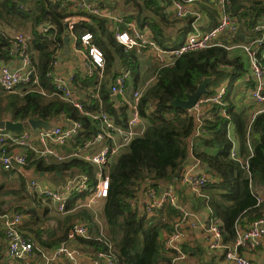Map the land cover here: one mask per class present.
Here are the masks:
<instances>
[{
	"label": "trees",
	"instance_id": "obj_1",
	"mask_svg": "<svg viewBox=\"0 0 264 264\" xmlns=\"http://www.w3.org/2000/svg\"><path fill=\"white\" fill-rule=\"evenodd\" d=\"M122 2L125 5V12L121 10L124 20L135 21L143 29L149 28V37L164 49L180 47L192 29L193 17L176 19L169 15L167 8L170 0ZM227 12L237 18L239 31L233 42H226L222 38L223 42L229 46L243 44L250 41L248 37L254 36L255 25L264 19V0H231ZM75 14L86 16L87 20L78 21L70 29L67 19ZM110 25L109 19L76 11L69 4L62 5L61 0H0V61L8 62L13 57L12 52L21 55L12 32L30 28L32 38L26 54L29 53L31 65L36 70L30 82L18 86L29 85L23 88L21 95L9 93L1 87L7 94L6 99L0 96V118L14 122L43 119L52 124L66 118L81 121L84 128L72 140L76 145L95 135L97 129L88 116L59 96L53 77L58 52L65 46V36L74 38L76 48L84 49L81 36L91 32L93 43L105 55V77L98 80L100 68L92 70L91 74L85 72L86 80L91 79L102 101L99 102L90 94L87 100L82 101L84 111L101 109L108 112L118 124L127 125V106L121 104L116 107L108 88L123 72L130 70L133 75L138 73L139 61L134 51H126L118 42ZM217 25L215 22L213 28ZM44 26L48 27L47 31H43ZM249 65V57L243 48L236 46L228 49L226 46L214 45L173 56L170 63L158 66L154 73L156 82L145 89L140 101L141 114L148 120L145 131L118 155L112 156L106 165L110 190L99 208V215L105 221L104 232L94 215L87 212L84 215L87 220L84 221L88 222L91 238L77 236L75 245L79 250L94 254L106 252L115 264H171L177 253L171 252V255L164 248L162 230L170 229L164 218H173L176 211L166 207V211H160L159 217L150 218L132 201L137 200L144 183L159 189L166 183L178 180L176 175L188 158L189 142L194 136L196 124L194 112L175 106L172 102L177 98L186 99L206 79L210 81L207 92L202 96L215 94L223 83L227 84V90L223 98L224 105L212 104L211 115L203 119V129L192 140V153L202 165L210 167L209 172L220 179L212 184L218 191V197L213 198L210 204L224 242L227 244L235 239V223L238 219L249 216L256 220L264 214L260 206L256 207V192L253 191L255 184L264 186V112L259 113L249 124L246 113L237 109L234 102L238 82L246 78L248 85L253 84V79L248 77L251 73ZM230 124L234 125L239 143L238 155L248 160L251 176L239 161L231 157L233 140L229 136ZM248 141L253 147L251 156ZM1 145L8 152L20 147ZM25 148L22 152L30 157L26 167L55 174L74 170L85 172L95 183L94 164L77 158L69 162L45 164L43 158L33 159L31 150ZM10 170L17 172L14 168ZM25 185L23 182V188ZM7 194L8 191H5L2 197L5 198ZM88 195L89 192H84L76 195L75 199H83ZM15 207L14 210L6 208L2 198L0 219L3 214L11 212L35 216V210ZM68 233L69 230L54 244L59 246L66 241ZM4 237L7 239L0 222L1 241ZM39 243L48 246L44 241ZM39 256L42 260L41 253Z\"/></svg>",
	"mask_w": 264,
	"mask_h": 264
},
{
	"label": "built area",
	"instance_id": "obj_2",
	"mask_svg": "<svg viewBox=\"0 0 264 264\" xmlns=\"http://www.w3.org/2000/svg\"><path fill=\"white\" fill-rule=\"evenodd\" d=\"M203 0H170L168 12L174 18L193 17L192 31L188 32L183 44L175 49L167 50L158 45L140 28L135 21H125L122 15L111 12L109 8L98 5L92 0H61L62 5L69 4L76 11H83L89 15H94L115 21L116 39L122 44L126 51H135L141 53L143 49H151L160 64L170 63L173 56H179L183 53L211 47L214 45L226 46L228 49L239 46L247 53L251 68V76L253 79V87L249 90V96L260 104L258 111L252 114L251 122L255 117L264 112V20L258 22L255 27V35L249 42L229 46L222 39L223 35H235L239 31V22L235 16L227 12V7L231 0L220 1V18L216 27L208 31H201L197 28V22L201 18V12L196 10L195 4ZM87 20L86 16L78 14L68 18L70 29L80 20ZM126 24L125 28L121 26ZM43 31H47L48 27L44 26ZM93 33L86 32L81 36L83 48L87 50L86 54L89 61L95 66L103 68L105 64L104 52L93 43ZM17 48L21 50L22 66L17 70H12L7 66L0 65V87L8 92L16 90L18 85L23 82H29L32 73L27 72V67L31 66L29 56L26 54L28 47V38L24 34L16 35ZM57 64V62H56ZM92 73V69L88 71ZM52 74V73H51ZM130 70L120 74L111 87L113 93L122 98L125 106H127L128 117L127 125L118 124L115 119L106 111L98 110L95 112H85L82 100H79L75 90L71 86L72 76L61 74H53L54 84L59 96L66 102L72 103L77 109L88 116L92 125L97 129L95 135L84 142L82 146L72 150L69 153L60 154L50 147L49 143L64 145L71 138L79 135L84 126L81 121L71 120L68 126L52 125L50 128H39L37 132L25 130L21 133H13L0 129V144L10 146H26L29 145L31 152L37 158H43L46 161H54L56 163L68 162L72 159H82L88 163L98 166V172L95 175V188L90 186V177L83 172L76 171L66 178L64 184L59 188L53 189L38 180H32L29 183L30 190L37 192L39 195L46 196L57 204V209L61 213L69 211L68 201L75 194H82L93 190V194L89 196L85 206L92 207L101 199L107 198L110 190V176L106 168L108 160L118 155L124 150L136 137L141 135L147 125L148 120L141 114L140 101L145 87L138 88L128 96L126 91V81L131 77ZM102 75V74H101ZM227 84H221L217 92L213 95L202 96L194 108L190 111L195 113L196 127L194 136L198 135L203 129L202 106L207 104L224 105V95L226 94ZM97 97L98 94H94ZM225 113V112H224ZM37 141L39 145L33 144ZM231 149V157L239 161L248 175L251 176L248 160L242 159L238 155L236 143L234 141ZM100 145L98 151L92 152L89 148ZM250 148V156L253 155V148L248 141ZM2 154L12 153L11 157L1 156L2 163L5 168L13 167V161L24 166L29 155L27 153L8 152L3 149ZM191 166L186 167L182 174L183 183L191 190L200 192L201 189L212 183L209 176L202 169L197 171L200 161L197 159ZM132 203H136L133 200ZM264 204V194L256 193V205ZM82 205L76 204V209ZM144 212L147 217L153 216L156 212L166 207H171L176 211L177 217L173 223V230L163 235L164 248L167 252H176L172 258L171 264H182V260L186 257L182 248V240L185 238V231L181 225L183 223L195 224L200 222L202 229L206 235L208 246L211 250H225V257L233 264H254L252 259L246 254L247 251H255L264 241V214L252 221L247 227L241 228L235 223L236 239L232 244H225L222 231L213 217L208 220L201 221L197 215L186 210L183 204L178 200L176 190L173 185L165 184L159 191L154 187L147 190L144 202ZM6 231L8 241V251L12 258L21 260L22 262H30L34 257L41 253L39 262L35 264H52L62 258H67L76 262L78 256L82 254L76 245V237L82 236L91 238L86 223H76L68 233V239L57 246L51 253H47L41 246H35L34 243L23 236L19 224L22 215L19 212L6 213L1 216ZM95 219L100 225L101 231L104 232L105 226L101 221L99 213L95 212ZM111 245L109 241H106ZM102 260L107 264H115L112 258L106 252H98L93 258V264H102Z\"/></svg>",
	"mask_w": 264,
	"mask_h": 264
},
{
	"label": "crops",
	"instance_id": "obj_3",
	"mask_svg": "<svg viewBox=\"0 0 264 264\" xmlns=\"http://www.w3.org/2000/svg\"><path fill=\"white\" fill-rule=\"evenodd\" d=\"M195 7H196V10H199L201 12V18L199 19V21L197 22V25H196L199 30L204 31V32L211 30L213 28V24L215 22L219 23V18H220V13H221L219 0H203L202 2L196 3ZM108 8L111 10L112 13L124 16L122 11H119L116 7H114V8L108 7ZM169 15L171 16V14H169ZM110 23H111V25H110L111 30H113L116 33L115 21L110 20ZM123 26H125V24H123L121 26L122 28H125ZM140 28H142V27H140ZM25 29L29 30V32H26L27 30H24V31L21 30L18 32L14 31V32H12V34H13L12 36L16 40L17 34H20V33L24 34V36L28 38V47H27V50H28L30 47L32 32H31L30 28H25ZM143 30L147 34V36H151V30L149 28L146 27ZM192 30L193 29H191L190 31H192ZM254 35H255V32H254ZM235 36H236V34L233 36L223 35L222 38H224L226 42H233V39L235 38ZM251 38L252 37H248L249 40ZM16 45H17V43H16ZM135 53H136V55L138 57V61H139V65L137 68L138 73H134V75L131 74V77L126 81V87H127L126 93L128 96H130L133 93V91L138 89V88L143 89L146 86L147 82L149 83L148 84L149 86L152 85L153 83H155L156 82V75L154 73H155V70L158 68V66L161 65L160 62L158 61V59L155 57L154 53H152V50L149 48L143 49V51L141 53H137V52H135ZM12 55H13V57L8 62L0 61V65L7 66L12 70H17L23 64L22 63V56L19 54L17 55L14 52H12ZM28 55H29V53H28ZM57 61L58 62L56 64V69H55V72L53 74L72 76L73 79L71 82V86H72L73 90H75L79 100L84 101V100L88 99L90 94H92V95L98 94V96L94 97V98L96 100H98L99 102L102 101L101 97L99 95V91L95 90L96 87H94L92 85L91 79L86 80V78H85V72H88L91 69L94 70V69L100 68V67L95 66V64H93L89 61V57H87L85 49L76 48L74 38L70 39V37H69L68 47H66V44H65L64 48L58 52ZM30 62H31V60H30ZM249 67H251V66L249 65ZM103 68H100L101 70L98 73L99 74L98 80H100V81L105 77V73H103ZM27 72L32 73L31 78L33 77V74L36 75L35 67L32 65L27 67ZM248 77L252 78L251 73H250V76H248ZM245 79H243V81H240L237 83L238 84L237 86L239 88H238L236 96L234 97V102L236 103L237 109L243 110L246 113L249 124H250L252 114L255 113L256 111H258L260 104L258 102H256L255 100H253L249 96V90L253 87V84L248 85L246 83ZM30 81H31V79H30ZM23 83H28V82H23ZM20 84H22V83H20ZM113 84H114V82H113ZM113 84L112 83L110 84V86L108 88V92H109V90H111V87ZM25 86L28 87L29 85H21L20 87H17L14 92H9V93H17V94L21 95V94H23V88ZM98 87H99V85H98ZM148 87H145V89ZM145 89H144V91H145ZM111 92H112V90H111ZM5 94H7V93L3 92L2 88L0 87V96L3 95V97L6 99ZM109 94H110V98H111V93L109 92ZM118 97H119L120 105L121 104L124 105L122 98H120V96H118ZM3 103H5V102H3ZM119 106H116V107H119ZM211 108H212V104H209V105L205 104L202 106V110H201L202 119L211 115L210 114ZM127 117H128V110H127ZM0 119H2V118H0ZM6 119H8V118H6ZM71 120L72 119L66 118V119L62 120L60 123H53L52 125L68 126L71 123ZM40 128H44V127H40ZM38 129L39 128L34 129L31 127H26L20 132H13L10 130H6V131H10L13 133H21L25 130H31L32 132H37ZM234 130H235L234 125L230 124L229 125V136L236 143V148L238 151L239 143L236 140ZM73 138L68 140L64 145H58L55 143H49V145L51 148L56 150L58 153L65 154V153L71 152L72 150L78 148L79 146H82L84 144V142L88 140V139L84 140L83 142L76 145L72 142ZM193 138H194V136L191 138V140L189 142L190 148H189L188 157L193 156L194 159L196 160V157L192 153V150H193L192 149V140H193ZM33 141H35V140H33ZM33 144L39 145V143L37 141L33 142ZM20 147H23V148H20ZM20 147H17L16 149H14L10 152L21 153V154L26 153V152H22V151H24L22 149L26 150L25 147H27L29 150H31L29 145L20 146ZM100 147H101L100 145H95L93 148H89V150H91L92 152L98 151ZM1 149H4V148H2V145L0 144V153L3 151ZM249 153H250V148H249ZM240 157L242 159H244L242 156H240ZM33 159H40V158H37L33 154ZM29 160H30V157H29L27 163L24 165L25 167L28 164ZM44 161H45V164L56 163L54 161H51V162L46 161V160H44ZM194 163L188 164L186 167L191 166ZM95 166H96V171H95V175H96V173L98 172V166L97 165H95ZM186 167L183 169L182 173L177 178L178 180L176 182L169 183V184L174 186L176 193H177V196H178V200L181 204L184 205L186 210L197 215L201 221L208 220V219H210V217H213L212 216L213 210L211 208L210 202L213 198L218 197V195H217L218 191L216 188L212 187V184L217 183L218 180H220V179L216 175H214L213 173L209 172L210 167H205L204 165L200 164V166L197 168V171H200L203 169L205 171V173L211 179L212 183L203 187L200 192H195V191L191 190L186 184L183 183L182 174H183L184 170L186 169ZM4 168L5 167H4L2 160L0 158V200H2V198H3L5 207L8 209L12 208L14 210L16 208L15 206H23L24 208H26L29 211L35 210V216H33L31 213H23L22 214V219H21V222L19 224V227H20L21 233L23 234V236L25 238L32 241L35 246H41L47 253H51L56 248L57 245H55L54 242L56 240L60 239L62 236H64L66 234V232L74 224H76V223L88 224V222L84 221V220H87L84 217V215L87 214V212H90L91 214H93L94 219H95V212H98L100 214L99 208L101 209L103 199H101L96 205H94L92 207L85 206V202H87L89 196H91L93 194V190L89 191V195L83 199H79V200L75 199L76 194L74 196L70 197V200L68 201V207H67L69 209V211L66 213L59 212L57 209V204L53 200H51L50 198H48L46 196L39 195L37 192L30 190L29 183L32 180H38L50 188L57 189L62 184L65 183L66 178L68 176L72 175L73 173H76V170H74L72 172H69V171L62 172L61 171V172H58L57 174H55V173H51V172H47V173H45L43 171L40 172L35 167H31V168L26 167L27 169L31 170L32 172L37 171V173L34 176H29V175L25 176L23 173H21L17 169H16L17 172H12L10 170L11 168L10 169L5 168L8 171L6 174H4L3 172L6 171ZM12 168H14V167H12ZM83 173H85V172H83ZM23 182L26 183L24 188L22 186ZM95 182H96V179H95ZM166 184H168V183H166ZM90 186L92 188H95V183L93 184L91 181ZM150 187L151 186L148 183H144L141 187V190H140L137 198H136L137 199L136 205L139 207V209L142 213H144L143 205H144L145 198L147 195V190ZM162 188H163V186H161L159 188V191ZM5 191H8V194L4 198V197H2V195L4 196ZM253 191L256 193L264 194V186L259 185V184H255ZM76 204H78V205L81 204L82 206L80 208L76 209ZM256 207H257V205H256ZM260 207L262 208V211H263L264 210V204H262ZM164 210H165V208H164ZM160 211H163V209L156 212L150 218L159 217L162 213ZM175 214L176 215L173 218L172 217L171 218H169V217L164 218V222H168L170 229L164 228L162 230L163 235L172 231L171 229H173V223L177 217L176 212H175ZM99 216L101 217V215H99ZM54 218L58 219L57 223L55 222ZM0 220H1L0 222H1L2 229L5 230L4 225H3V221H2V219H0ZM95 221H96V219H95ZM101 221L104 223V226H105V221H104L103 217H101ZM252 221H254L252 218H250L249 216H245V217H242L241 220L238 219V221H236V222H237V225H239L241 228H245ZM181 227L185 231V238L182 240L181 245H182V247L185 251V254H186V257L182 260V264H233L232 262H230L229 260L226 259L225 253H224L225 250L220 249L218 251H215V250H211L209 248L206 235L202 229V226L200 225V222H196L195 224H190L188 222L183 223L181 225ZM235 232H236V230H235ZM39 239H41V240H39ZM235 239H236V237H235ZM235 239L232 242L227 243V244H232L235 241ZM40 241L41 242L44 241L50 247L48 248V246L43 245V243H39ZM6 243H7V239L5 237L3 238V241H1V239H0V264H35L37 261H40L39 254H37L34 257V259H32L29 263L28 262H22L21 260H17L15 258L10 257L9 251H8L9 246ZM38 243H39V245H38ZM225 244H226V242H225ZM88 252H89L88 250L82 251V254L80 256H78V258L76 259V262H73L67 258H62V259H59L58 261L53 262L52 264H93V258L95 256V254L93 252H91V253H88ZM168 253L172 255L173 252L172 253L168 252ZM246 254L248 255V257H250L252 259L254 264H264V241L257 248V250L247 251ZM102 264H107V263L102 260Z\"/></svg>",
	"mask_w": 264,
	"mask_h": 264
},
{
	"label": "water",
	"instance_id": "obj_4",
	"mask_svg": "<svg viewBox=\"0 0 264 264\" xmlns=\"http://www.w3.org/2000/svg\"><path fill=\"white\" fill-rule=\"evenodd\" d=\"M65 44L66 47H68V41H69V36L66 35L65 38ZM209 79L204 80V82L199 85L198 89L196 92L192 94H188L186 99L182 98H177L175 101L172 102L175 106L182 107L186 110H191L192 108L195 107L197 104L198 100L202 97L203 94L207 92V84L209 83ZM111 93V100L115 103L116 106L120 105L119 97L117 94L112 93L111 90H109ZM196 122V118H195ZM52 126L51 122L45 121L43 119H29L26 122H14L11 119H0V129H5V130H10L13 132H20L26 127H31V128H50ZM0 156H5V157H11L12 153L9 154H2L0 153ZM195 159L193 156H189L181 165L180 169L177 172L176 177L178 178L180 174L182 173L183 169L191 163H194ZM13 167L17 170H19L21 173H23L25 176H34L37 171H31L27 169L25 166L19 165L16 162L13 161ZM209 169V168H208Z\"/></svg>",
	"mask_w": 264,
	"mask_h": 264
},
{
	"label": "rangeland",
	"instance_id": "obj_5",
	"mask_svg": "<svg viewBox=\"0 0 264 264\" xmlns=\"http://www.w3.org/2000/svg\"><path fill=\"white\" fill-rule=\"evenodd\" d=\"M92 1H94L95 3H97L98 5H103L104 7H111V8H114V7H116L119 11H123V12H125L124 11V7H125V5H124V3L122 2V0H92ZM22 31H24V30H27V29H21ZM14 31H16V30H14ZM13 31V32H14ZM18 32V31H17ZM26 32H29V30H27ZM102 217V216H101ZM101 217H100V219H101ZM54 220H55V222L57 223L58 222V219L57 218H54Z\"/></svg>",
	"mask_w": 264,
	"mask_h": 264
}]
</instances>
